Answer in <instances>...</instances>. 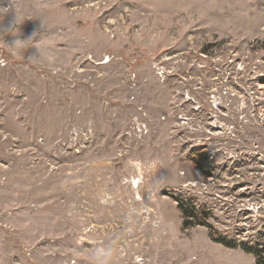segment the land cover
I'll list each match as a JSON object with an SVG mask.
<instances>
[{
  "label": "rangeland",
  "instance_id": "1",
  "mask_svg": "<svg viewBox=\"0 0 264 264\" xmlns=\"http://www.w3.org/2000/svg\"><path fill=\"white\" fill-rule=\"evenodd\" d=\"M250 248L264 0H0V264H259Z\"/></svg>",
  "mask_w": 264,
  "mask_h": 264
},
{
  "label": "trees",
  "instance_id": "2",
  "mask_svg": "<svg viewBox=\"0 0 264 264\" xmlns=\"http://www.w3.org/2000/svg\"><path fill=\"white\" fill-rule=\"evenodd\" d=\"M199 168H200V166H199ZM179 207L181 209L182 215L185 217L184 224L185 223L188 224L190 222L189 220H192L194 218V220H195L196 223H200V224H203V225H207L205 219H203L199 215V212L196 211L192 205H189L188 203H186L185 201H182V199H181L179 201ZM200 212H202V211H200ZM210 235H211V237H212L213 240L218 241V242H221V243H223L226 246H232L230 242L224 241L220 237H214L212 233ZM246 250L247 251H253L257 255L256 262L259 263V264H264V256H261L260 253H259V251H256V250L251 249V248L250 249H246Z\"/></svg>",
  "mask_w": 264,
  "mask_h": 264
},
{
  "label": "clouds",
  "instance_id": "3",
  "mask_svg": "<svg viewBox=\"0 0 264 264\" xmlns=\"http://www.w3.org/2000/svg\"><path fill=\"white\" fill-rule=\"evenodd\" d=\"M18 22V18L15 17V19L8 25V27L11 26L12 23ZM23 41L21 39H15L14 42L11 44V47L14 49H18L23 47ZM112 255L111 249L109 250H100L97 254L94 255V258L100 262V264H104L105 261H107Z\"/></svg>",
  "mask_w": 264,
  "mask_h": 264
}]
</instances>
